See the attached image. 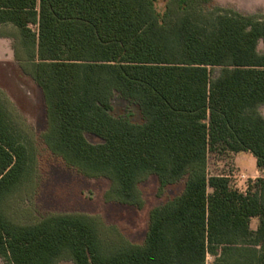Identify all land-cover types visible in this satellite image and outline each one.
<instances>
[{"label":"trees","instance_id":"1","mask_svg":"<svg viewBox=\"0 0 264 264\" xmlns=\"http://www.w3.org/2000/svg\"><path fill=\"white\" fill-rule=\"evenodd\" d=\"M158 2L0 0V27L17 33L15 61L43 96L50 153L106 179L107 202L137 210L147 178L160 194L182 183L150 210L142 244L115 232L119 244L106 247L96 220L83 215L14 224L3 203L32 160L0 99L5 264H206L208 256L210 264H264V177L241 193L207 172L210 154L239 153L264 171V21L212 0H161V10ZM115 95L138 108L140 123L111 114Z\"/></svg>","mask_w":264,"mask_h":264},{"label":"rangeland","instance_id":"2","mask_svg":"<svg viewBox=\"0 0 264 264\" xmlns=\"http://www.w3.org/2000/svg\"><path fill=\"white\" fill-rule=\"evenodd\" d=\"M212 1L219 7L264 21V0ZM157 8L162 9L161 0ZM12 35L16 40L17 33L13 32ZM258 49H263L261 44ZM0 99L32 160L27 177L4 201L3 214L17 225H33L52 215H83L96 220L100 240L106 247L118 245L121 239L118 236L132 244H142L150 210L160 206L167 198L177 195L182 183L160 194L156 178H147L139 186L144 201V208L141 210L107 202L105 194L109 189V182L106 179L85 176L70 169L44 145L42 136L46 131V118L42 93L15 60L0 61ZM111 104L113 116L126 117L136 124L141 122L135 105L117 95ZM258 112L264 117V105L258 108ZM85 137L91 144L100 143L98 138L90 134ZM250 156L210 154L207 172L213 176H227L233 189L245 193L257 178L264 177V171L256 168ZM257 225L258 220L251 219L252 231L256 230ZM211 262L212 259L208 256L206 264ZM0 264L5 263L0 259ZM56 264L73 263L69 259H62Z\"/></svg>","mask_w":264,"mask_h":264},{"label":"crops","instance_id":"3","mask_svg":"<svg viewBox=\"0 0 264 264\" xmlns=\"http://www.w3.org/2000/svg\"><path fill=\"white\" fill-rule=\"evenodd\" d=\"M13 32L15 31L11 27H0V61L12 62L13 60H15L14 53L12 50V44L14 41V37L12 35ZM239 154H249V153H239ZM253 161L255 162L254 158Z\"/></svg>","mask_w":264,"mask_h":264}]
</instances>
